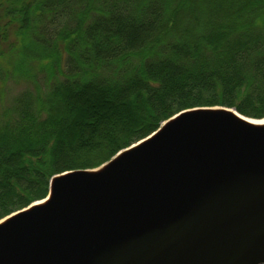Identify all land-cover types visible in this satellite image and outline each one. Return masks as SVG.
<instances>
[{"label": "trees", "instance_id": "16d2710c", "mask_svg": "<svg viewBox=\"0 0 264 264\" xmlns=\"http://www.w3.org/2000/svg\"><path fill=\"white\" fill-rule=\"evenodd\" d=\"M0 221L177 114L264 119V0H0Z\"/></svg>", "mask_w": 264, "mask_h": 264}, {"label": "water", "instance_id": "95a60500", "mask_svg": "<svg viewBox=\"0 0 264 264\" xmlns=\"http://www.w3.org/2000/svg\"><path fill=\"white\" fill-rule=\"evenodd\" d=\"M247 119L189 109L99 170L53 177L0 221V264H264V124Z\"/></svg>", "mask_w": 264, "mask_h": 264}, {"label": "rangeland", "instance_id": "374dc122", "mask_svg": "<svg viewBox=\"0 0 264 264\" xmlns=\"http://www.w3.org/2000/svg\"><path fill=\"white\" fill-rule=\"evenodd\" d=\"M25 88H27V85L23 82L21 83H14L12 81H9L7 83H4V85H0V111L8 108L11 106L14 97L17 96L19 93H21ZM165 123V122H164ZM163 123V124H164ZM162 124V125H163ZM161 125V127H162ZM160 127V128H161ZM159 128V129H160ZM121 152V151H120ZM119 152V153H120ZM115 157V156H114ZM113 157V158H114ZM112 158V159H113ZM111 159V160H112ZM110 160V161H111ZM109 162V161H108ZM107 162V163H108ZM106 164V163H105ZM105 164H103L102 166H104ZM102 166L96 168V169H87L88 171H97L99 170ZM86 170V171H87ZM76 171H81V170H76ZM45 200V199H44ZM43 201V200H42ZM41 202V201H39ZM37 203V202H36ZM33 205V204H32Z\"/></svg>", "mask_w": 264, "mask_h": 264}, {"label": "bare ground", "instance_id": "6f19581e", "mask_svg": "<svg viewBox=\"0 0 264 264\" xmlns=\"http://www.w3.org/2000/svg\"><path fill=\"white\" fill-rule=\"evenodd\" d=\"M249 122H252L254 124H258V125H263L264 124V119L263 120H255V119H247ZM45 202V201H44ZM43 202V203H44ZM40 204V203H39ZM37 205V204H36Z\"/></svg>", "mask_w": 264, "mask_h": 264}]
</instances>
